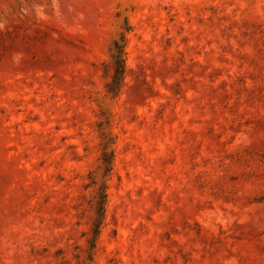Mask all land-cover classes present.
<instances>
[{
  "label": "rangeland",
  "instance_id": "374dc122",
  "mask_svg": "<svg viewBox=\"0 0 264 264\" xmlns=\"http://www.w3.org/2000/svg\"><path fill=\"white\" fill-rule=\"evenodd\" d=\"M0 264H264V0H0Z\"/></svg>",
  "mask_w": 264,
  "mask_h": 264
},
{
  "label": "trees",
  "instance_id": "16d2710c",
  "mask_svg": "<svg viewBox=\"0 0 264 264\" xmlns=\"http://www.w3.org/2000/svg\"><path fill=\"white\" fill-rule=\"evenodd\" d=\"M115 58H116V62H117V71H116V77L117 79H119V77L123 76V73L125 71V67H124V64H123V59H122V50L119 49V55H114ZM120 83V81H119ZM118 83V84H119Z\"/></svg>",
  "mask_w": 264,
  "mask_h": 264
}]
</instances>
